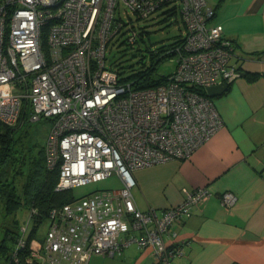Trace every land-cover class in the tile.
Returning a JSON list of instances; mask_svg holds the SVG:
<instances>
[{
    "label": "built area",
    "instance_id": "2783aa9c",
    "mask_svg": "<svg viewBox=\"0 0 264 264\" xmlns=\"http://www.w3.org/2000/svg\"><path fill=\"white\" fill-rule=\"evenodd\" d=\"M159 9L179 15L180 43L163 52L176 66L160 85L133 89L106 64V47L118 34L133 46L142 33L132 17ZM213 16L206 0H0V123L49 121L43 148L47 169L58 167L55 190L113 173L123 183L51 209L42 240L28 241L20 226L8 264H87L131 243L150 250L152 264L182 255V245L164 235L210 191L184 188L180 203L142 211L132 171L188 158L221 127L213 100L196 88L229 84L240 71L222 25L209 23ZM221 201L230 206L235 196L225 191Z\"/></svg>",
    "mask_w": 264,
    "mask_h": 264
},
{
    "label": "crops",
    "instance_id": "0c3cea01",
    "mask_svg": "<svg viewBox=\"0 0 264 264\" xmlns=\"http://www.w3.org/2000/svg\"><path fill=\"white\" fill-rule=\"evenodd\" d=\"M206 1L214 9L209 23L222 25L234 46L230 63L240 71L211 98L222 125L188 158L133 170L131 193L138 209L161 211L180 203L184 188L210 191L165 233L166 243L182 245L173 264H264V0ZM225 191L235 196L230 206L222 204ZM23 225L28 235L33 225ZM0 257V264H8ZM153 261L150 250L131 243L120 253L92 255L87 264Z\"/></svg>",
    "mask_w": 264,
    "mask_h": 264
},
{
    "label": "trees",
    "instance_id": "16d2710c",
    "mask_svg": "<svg viewBox=\"0 0 264 264\" xmlns=\"http://www.w3.org/2000/svg\"><path fill=\"white\" fill-rule=\"evenodd\" d=\"M144 31H140L143 33ZM181 35L176 36L168 44H162L156 49H150V64L143 68L141 65L133 69L131 66L123 65L110 67L117 69L123 81H131L133 89L156 87L166 81V75L154 76L155 65L165 57L163 52L177 46L180 43ZM142 62V56L137 63ZM142 67V68H141ZM249 79H253L254 73H244ZM199 92L206 95L203 89ZM25 113L20 119L25 118ZM22 125L14 127L0 123V206L3 216L10 220V224L4 226V232L0 238V256L6 257L9 261L12 250H14L19 239V224L17 211L20 207H26L33 219V227L28 234L27 240L35 237L37 225L47 219L51 209L60 207L62 204L75 199L72 188L55 190L58 180V167L47 169L45 165L44 148L40 146L37 151L34 144L24 146V139L27 133L18 132ZM6 224V223H4ZM25 253H21V260L24 261Z\"/></svg>",
    "mask_w": 264,
    "mask_h": 264
},
{
    "label": "rangeland",
    "instance_id": "374dc122",
    "mask_svg": "<svg viewBox=\"0 0 264 264\" xmlns=\"http://www.w3.org/2000/svg\"><path fill=\"white\" fill-rule=\"evenodd\" d=\"M132 18L134 23L139 27V31L142 30L144 32L139 36L138 41L133 46L127 44L122 35L118 34L112 38L105 51V62L107 65L111 64L115 67L123 65L125 68L131 66L133 69L141 65L145 68L150 64V49H156L162 44H168L176 36L181 35L182 27L179 22V15L167 17L163 13V9L157 10L147 19L135 20L134 17ZM141 56L142 62L137 63ZM175 66L176 61L174 58L169 56L165 57L155 65L154 76L166 75L172 72ZM49 126V121L44 119L23 123L18 132L24 131L27 133V137L24 139V146L34 144V151H37L45 142ZM122 185V180L116 173H113L104 179L72 188V194L75 199H79L94 191L118 189ZM29 214L30 212L26 207H20L17 211L18 224H27L28 227L32 226L34 221ZM3 215L0 206V238L3 235L4 226L8 225V222L10 224V220H6ZM47 228L48 219H44L37 225L35 237L42 239Z\"/></svg>",
    "mask_w": 264,
    "mask_h": 264
},
{
    "label": "water",
    "instance_id": "95a60500",
    "mask_svg": "<svg viewBox=\"0 0 264 264\" xmlns=\"http://www.w3.org/2000/svg\"><path fill=\"white\" fill-rule=\"evenodd\" d=\"M228 88V84L223 82L217 83L215 85L206 88V93L209 97H216L224 93Z\"/></svg>",
    "mask_w": 264,
    "mask_h": 264
}]
</instances>
